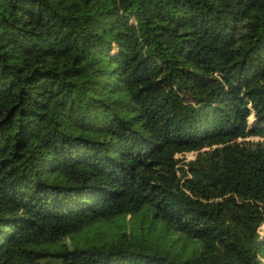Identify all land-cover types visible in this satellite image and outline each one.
<instances>
[{"label": "trees", "instance_id": "1", "mask_svg": "<svg viewBox=\"0 0 264 264\" xmlns=\"http://www.w3.org/2000/svg\"><path fill=\"white\" fill-rule=\"evenodd\" d=\"M263 223L264 0H0V264H264Z\"/></svg>", "mask_w": 264, "mask_h": 264}, {"label": "rangeland", "instance_id": "2", "mask_svg": "<svg viewBox=\"0 0 264 264\" xmlns=\"http://www.w3.org/2000/svg\"><path fill=\"white\" fill-rule=\"evenodd\" d=\"M254 119H255V118H254L252 115L249 117L250 122L254 121ZM252 137H254V136H252ZM180 155H181V154H180ZM185 156H186L187 158H190V157L193 156V152H187V153L185 154ZM259 229H260V232H263V231H264V223L259 227Z\"/></svg>", "mask_w": 264, "mask_h": 264}]
</instances>
